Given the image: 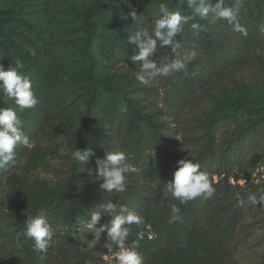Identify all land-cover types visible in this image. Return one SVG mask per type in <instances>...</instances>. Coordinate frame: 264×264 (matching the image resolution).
<instances>
[{
    "label": "rangeland",
    "instance_id": "rangeland-1",
    "mask_svg": "<svg viewBox=\"0 0 264 264\" xmlns=\"http://www.w3.org/2000/svg\"><path fill=\"white\" fill-rule=\"evenodd\" d=\"M161 2L192 15L180 0H0V63L7 70L19 60L38 100L32 109H17L33 147L20 146L15 164L0 169V264H117L116 249L106 251L86 228L104 202L81 207L83 198H106L140 216L146 203L162 201L159 181L173 175L179 159L208 152L223 160L230 152L224 202L240 209L224 264H264V207L248 200L264 189V42L249 44L227 21L197 16L175 37L179 51H195V59L141 85L129 58L138 49L128 38L138 27L151 31ZM239 19L246 29L264 27V0H243ZM194 22L205 26L198 35ZM217 48L224 56L214 55ZM171 56V46H164L153 59ZM6 106L15 107L0 93V107ZM76 147L91 150L87 164L71 159ZM104 148L124 151L135 168L123 193L104 192L94 179ZM155 166L157 181L146 180L142 169ZM227 174H215V182ZM205 204L198 207L202 224L212 210ZM28 215L49 221L53 237L45 249L34 251L24 236ZM110 219L102 216L100 223Z\"/></svg>",
    "mask_w": 264,
    "mask_h": 264
},
{
    "label": "clouds",
    "instance_id": "clouds-1",
    "mask_svg": "<svg viewBox=\"0 0 264 264\" xmlns=\"http://www.w3.org/2000/svg\"><path fill=\"white\" fill-rule=\"evenodd\" d=\"M186 3L192 10V15H184L179 10H172L166 2L159 4L158 10L153 12L151 31L147 28L138 27L129 36V43L136 46L134 54L129 58L138 67L135 78L141 85L151 86L159 77H168L186 69L197 55L195 51L182 54L180 40L175 39L178 33L183 32V26L190 20L199 16L202 20L209 17L213 23L227 21L234 32L247 36V29L239 19L240 9L243 7V0H235L231 6L225 5V0H216L213 4L210 0H180ZM134 20L136 13L131 12ZM191 29L198 35L205 29L204 25L198 22L191 23ZM171 46L174 56L167 61L153 59L161 48ZM8 69L0 63V93L14 102L15 107H0V169H7L10 164H15L17 149L20 146L29 150L33 147L28 135L23 131L22 121L17 115V109L23 111L32 109L38 103L33 91L30 77L22 73L24 65L19 60H13ZM127 111L126 106L122 109ZM104 157H97L95 160V177L99 181L100 190L108 193L113 191L123 193L127 190V173L134 172L135 168L127 162L124 151H109L105 149ZM61 153L64 149L62 148ZM91 150H81L76 147L70 152L73 161L87 164ZM89 174H92L89 172ZM216 177H211L201 170V165L187 156L177 161V168L173 178L162 186L164 199L169 195L172 200L179 204H187L197 197L210 198L214 192ZM237 198L240 194L237 193ZM253 205L264 207V189L248 196ZM177 203L170 204L168 224H173L180 219L181 208ZM102 210V211H101ZM102 216H110L111 219L101 224ZM141 223V217L125 204H119L112 200L100 203L97 209L91 213V219L87 222L86 228L94 234V239L100 241L101 234L107 232V240L104 247L108 252H113L117 264H143V257L138 252L139 240L143 239V233L138 234V239L131 244H126L130 234V227L133 224ZM99 225V226H98ZM24 236L33 241L34 251L45 249L47 241L53 237L52 227L43 216H26L24 220ZM151 238V237H150ZM107 259V257H105Z\"/></svg>",
    "mask_w": 264,
    "mask_h": 264
},
{
    "label": "trees",
    "instance_id": "trees-1",
    "mask_svg": "<svg viewBox=\"0 0 264 264\" xmlns=\"http://www.w3.org/2000/svg\"><path fill=\"white\" fill-rule=\"evenodd\" d=\"M252 12L253 9H250L249 15ZM247 32L248 35L243 36V39L249 44L264 42V27L262 25L250 26ZM240 38L242 39L241 35ZM216 54L224 56L223 49L217 48L214 52V55ZM229 57L231 61L235 59L233 53H230ZM230 156V152H226V160H223L217 158L214 153L208 152L196 157L194 161L201 165V170L207 172L210 178L215 174L222 176L228 173L224 177H220L218 182H214V194L208 199L197 197L187 204H179L178 201L172 200L170 195L168 199H164L162 194L161 202L157 204L146 203L140 214L142 225L133 224L130 226V234L126 244H131L138 239L139 233H143V239L139 240L137 250L144 260H148V264H224L230 255L228 241L236 231L240 215L238 207L232 209L230 204L224 202L227 200V191H224L225 185H229L225 182L232 170V165L229 164ZM142 173L146 180L156 182L159 176V168L158 166L145 167L142 169ZM172 178L173 175H165L159 182L163 186ZM98 201L106 203L109 200L106 198L99 200V196L96 198L89 193L83 198L81 207L93 206ZM202 201H207L204 206H212L211 213L204 224L198 220L200 209L198 207ZM171 203L179 204L181 212L178 221L168 224L167 219ZM232 210V215L226 220L221 218V213ZM106 240L107 232L105 231L101 234L98 243L104 246ZM105 250L108 251L107 248ZM83 260L86 261V259ZM96 264H101V262H96ZM103 264L106 263L103 262Z\"/></svg>",
    "mask_w": 264,
    "mask_h": 264
}]
</instances>
